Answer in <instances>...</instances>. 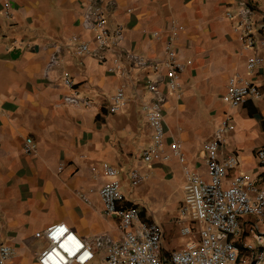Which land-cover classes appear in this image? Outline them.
<instances>
[{"label": "crops", "instance_id": "obj_1", "mask_svg": "<svg viewBox=\"0 0 264 264\" xmlns=\"http://www.w3.org/2000/svg\"><path fill=\"white\" fill-rule=\"evenodd\" d=\"M85 1L0 0V242L16 252L10 264H39L47 241L36 233L54 223H66L88 242L98 235L120 240L119 218L104 211L97 194L106 181L100 173L104 163L120 171L123 205L137 206L142 220L162 225L164 252L182 247L186 238L178 217L186 196L184 167L208 179L205 146L227 117L234 129L223 152L239 158L229 177L251 175L264 189V161L258 156L264 149V48L263 63L250 72L252 52L236 29L238 19L227 16L237 12L235 0H100L108 26H123L124 48L162 62L173 39L187 64L178 93L161 86L168 96L163 109L169 155L162 162H146L142 156L152 135L142 103L151 97L154 70L129 66L130 75L123 78L108 72L110 60L76 55L77 43L95 41L80 25ZM246 1L255 10V31L263 37L264 0ZM56 50L59 62L44 76ZM66 75L92 99V107L63 100L70 92L63 84ZM234 77L256 83L261 97L230 106L224 96ZM121 85H126L127 103L111 113L110 97ZM28 137L36 145L33 154L24 151ZM173 142L180 144L185 164L173 155ZM135 167L147 176L138 187L129 177ZM256 228L264 230V218L243 219V237L237 241L243 253L242 242L256 244Z\"/></svg>", "mask_w": 264, "mask_h": 264}, {"label": "built area", "instance_id": "obj_2", "mask_svg": "<svg viewBox=\"0 0 264 264\" xmlns=\"http://www.w3.org/2000/svg\"><path fill=\"white\" fill-rule=\"evenodd\" d=\"M237 12H227L229 18H237L236 28L242 34L243 45L252 53L248 57L247 68L254 72L263 63L260 49L264 48V35L255 31L254 8L246 0H235ZM10 2L5 3L10 17ZM85 32L94 34V45L90 41L77 43L76 55L91 54L99 60H110L108 72L123 78L129 77V66L152 68L154 78L148 92L151 97L142 103L148 123L152 129L150 145L143 150L146 162L165 161V117L164 105L166 85L172 93H178L182 85V74L187 64L180 60L171 39L165 49V59L154 62L144 55L122 46L124 28L118 25L110 28L105 10L100 0H86L80 23ZM176 29H182L178 27ZM157 35V34H156ZM76 40V37H73ZM58 50L52 53L45 64L44 76L50 68L58 64ZM189 63V62H188ZM63 84L70 90L63 96L66 103L83 108L92 107V99L82 95L70 76H64ZM261 92L258 85L245 77H234L229 81L224 101L232 107L242 105L248 99H258ZM128 100L126 85H121L110 97L109 111H121ZM2 108L0 107V115ZM234 129L230 117L223 120L205 146V162L208 179L184 167L186 176V196L178 217L181 235L186 238L182 247L164 252L165 230L160 223L142 220L137 206L123 205L124 194L118 168L109 163L100 167L106 181L98 189L104 211L119 218L120 240L113 241L105 235H98L88 242L77 235L66 223L59 222L47 226L36 233L43 237L47 245L38 255L39 264H264V230L253 232L255 245L237 241L243 237L242 222L246 217L264 218V189H261L251 175L230 172L239 165L235 154H225L223 145L227 134ZM173 155L182 164L185 156L177 142L171 144ZM24 151L33 154L36 145L31 137L25 141ZM259 158L264 161V149L259 150ZM63 167L61 166L60 169ZM97 170V169H95ZM99 174V172H98ZM130 183L133 187L143 184L147 176L139 168H132ZM82 196L87 200V193ZM16 252L10 245L0 242V264H10Z\"/></svg>", "mask_w": 264, "mask_h": 264}, {"label": "rangeland", "instance_id": "obj_3", "mask_svg": "<svg viewBox=\"0 0 264 264\" xmlns=\"http://www.w3.org/2000/svg\"><path fill=\"white\" fill-rule=\"evenodd\" d=\"M153 221V220H152Z\"/></svg>", "mask_w": 264, "mask_h": 264}]
</instances>
